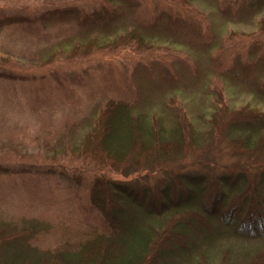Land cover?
<instances>
[{
  "label": "rangeland",
  "instance_id": "rangeland-1",
  "mask_svg": "<svg viewBox=\"0 0 264 264\" xmlns=\"http://www.w3.org/2000/svg\"><path fill=\"white\" fill-rule=\"evenodd\" d=\"M133 1L119 21L120 34L125 32L122 28L132 30L150 21L146 15L167 8L173 16H185L192 30L182 29L174 42L156 39L141 51L132 41L117 49L73 55L77 36L85 41L86 34L72 13L91 11L106 0H0V17L30 18L0 28V72L16 77H0V164L33 168L0 174V213L36 217L58 227L75 225L96 215L86 206L90 185L100 177L156 195L166 188L184 189L195 174L212 179L233 161L224 141L207 146L215 136L209 106L215 103L214 90L222 89L231 108L253 103L264 111V98L253 94L255 84L264 79V32L256 19L225 23L203 1L183 9L171 8L182 0ZM188 9L193 16L186 14ZM52 10L66 15L51 17ZM112 98L136 101L140 112L150 119L162 118L169 126L175 113L187 118L185 140L191 155L174 157L172 168L127 175L66 155L64 150L81 141L99 107ZM80 179V185L74 183ZM214 185L209 181V187ZM246 209L264 212V197L261 204ZM227 245L251 254L264 251V241L225 242L205 249L209 264L220 263Z\"/></svg>",
  "mask_w": 264,
  "mask_h": 264
},
{
  "label": "trees",
  "instance_id": "trees-1",
  "mask_svg": "<svg viewBox=\"0 0 264 264\" xmlns=\"http://www.w3.org/2000/svg\"><path fill=\"white\" fill-rule=\"evenodd\" d=\"M195 1L212 5L225 23L248 24L256 19L264 32V0H182L171 8L183 9ZM134 5L133 0H106L91 11L72 13L86 34L85 41L77 36L73 55L117 49L132 41L141 51L156 39L174 42L182 29L192 30L185 16L177 11L173 16L167 8L146 15L150 21L132 30L122 28L125 32L120 34L126 6ZM186 14L193 16L192 9ZM49 15L64 17L66 13L52 10ZM28 20L3 15L0 28ZM0 77L16 78L5 72ZM213 93L216 99L209 110L215 136L207 146L220 139L233 157L222 173L212 179L195 174L184 189L166 188L156 195H145L131 183L100 177L90 185L86 206L96 215L75 225L58 227L36 217L0 213V264H209L207 248L225 242H263L264 212H248L246 207L261 204L264 197V111L253 103L231 108L222 89ZM253 94L264 98V79L255 84ZM173 120L169 126L162 118L150 119L140 112L136 101L108 99L81 141L64 151L99 169L125 175L172 168L174 157L182 152L191 155L185 140L187 118L175 113ZM31 169L0 164V174ZM209 181L215 183L214 189ZM74 183L80 185L82 180ZM234 194L239 200H232ZM232 246L223 249L219 264H264V251L251 254L233 251Z\"/></svg>",
  "mask_w": 264,
  "mask_h": 264
}]
</instances>
